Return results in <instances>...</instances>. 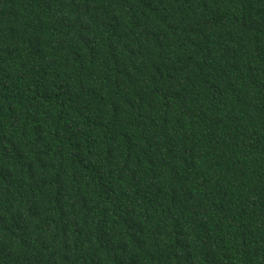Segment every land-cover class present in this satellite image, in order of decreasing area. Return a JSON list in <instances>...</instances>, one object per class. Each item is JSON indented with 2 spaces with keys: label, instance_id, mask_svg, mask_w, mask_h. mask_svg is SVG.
I'll list each match as a JSON object with an SVG mask.
<instances>
[{
  "label": "trees",
  "instance_id": "1",
  "mask_svg": "<svg viewBox=\"0 0 264 264\" xmlns=\"http://www.w3.org/2000/svg\"><path fill=\"white\" fill-rule=\"evenodd\" d=\"M0 264H264V0H0Z\"/></svg>",
  "mask_w": 264,
  "mask_h": 264
}]
</instances>
